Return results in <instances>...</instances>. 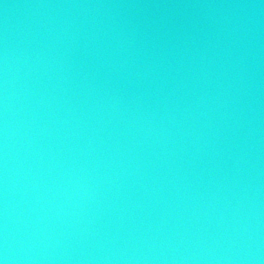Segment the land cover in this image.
Here are the masks:
<instances>
[{"label": "water", "instance_id": "water-1", "mask_svg": "<svg viewBox=\"0 0 264 264\" xmlns=\"http://www.w3.org/2000/svg\"><path fill=\"white\" fill-rule=\"evenodd\" d=\"M0 259L264 264V0H0Z\"/></svg>", "mask_w": 264, "mask_h": 264}, {"label": "clouds", "instance_id": "clouds-1", "mask_svg": "<svg viewBox=\"0 0 264 264\" xmlns=\"http://www.w3.org/2000/svg\"><path fill=\"white\" fill-rule=\"evenodd\" d=\"M0 264H6V260L5 259H0Z\"/></svg>", "mask_w": 264, "mask_h": 264}]
</instances>
